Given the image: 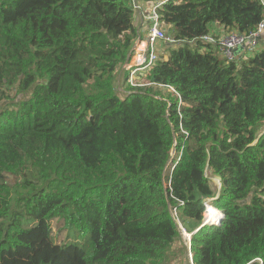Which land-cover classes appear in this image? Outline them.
Listing matches in <instances>:
<instances>
[{
  "label": "trees",
  "instance_id": "obj_1",
  "mask_svg": "<svg viewBox=\"0 0 264 264\" xmlns=\"http://www.w3.org/2000/svg\"><path fill=\"white\" fill-rule=\"evenodd\" d=\"M137 12L0 0V264H264V46L189 43L251 34L264 3L168 0L181 44L122 97ZM207 200L224 218L201 228Z\"/></svg>",
  "mask_w": 264,
  "mask_h": 264
},
{
  "label": "built area",
  "instance_id": "obj_2",
  "mask_svg": "<svg viewBox=\"0 0 264 264\" xmlns=\"http://www.w3.org/2000/svg\"><path fill=\"white\" fill-rule=\"evenodd\" d=\"M165 1L156 2L151 10V12L146 17V20L150 23L149 29L146 33H140L133 47V51L136 53V62L135 64L130 63L131 53L129 55V60L126 63V71L130 72V78L128 79V83L133 87H142L149 86L150 83H145L143 81L138 82L137 84L134 82V77L139 72H147L153 68L156 64L159 56L156 50V46L158 43H162L165 45H180L181 42L175 40L173 37L169 36L160 26V15L159 10L163 7ZM134 7L137 11H139L140 7L136 0H134ZM264 33V21L259 25L258 29L252 32L249 35H241L239 33H231L224 38H214L211 35L204 36L200 39H195L194 41H189L190 45L194 46L196 43L201 42L203 44H210L219 47L222 52L226 55V57L230 59H234V50L248 47L250 51H255L260 43L261 36ZM124 67V66H123ZM122 67V69H123ZM124 72H122L123 74ZM124 77V76H122ZM121 80V79H120ZM212 208V207H211ZM210 207L206 206V215L209 211ZM223 214L220 213L216 222L207 223L204 221L205 226H213L220 222L223 218ZM204 218V219H205ZM186 231L184 228H182Z\"/></svg>",
  "mask_w": 264,
  "mask_h": 264
},
{
  "label": "crops",
  "instance_id": "obj_3",
  "mask_svg": "<svg viewBox=\"0 0 264 264\" xmlns=\"http://www.w3.org/2000/svg\"><path fill=\"white\" fill-rule=\"evenodd\" d=\"M140 9L139 11L137 12L136 14V23L137 25L139 26V30L140 33H146L149 29V26H150V23L146 20V17L148 16V14L151 12L154 4L156 2H159L160 0H136ZM161 1H165V0H161ZM212 32L214 33L213 35L214 36H222L221 38H224L226 36H228L229 34L231 33H235L234 31L232 32H228L227 30H225L223 28V26H220V25H217V24H214L212 25ZM212 37V35H211ZM260 44L262 45V47L264 46V33L262 35V39L260 41ZM165 48H171L172 46H169V45H165V44H162ZM160 46V45H159ZM157 47L156 46V50H157V53L162 56L163 53H164V50L161 51L160 47ZM166 54V53H165ZM234 56L235 58L238 60V59H241L242 57L245 56V52H243L242 49H238L235 53H234ZM142 73H145V72H142ZM191 227H192V230H195V223L192 222L191 224H189ZM195 228V229H194ZM191 234V233H190Z\"/></svg>",
  "mask_w": 264,
  "mask_h": 264
},
{
  "label": "rangeland",
  "instance_id": "obj_4",
  "mask_svg": "<svg viewBox=\"0 0 264 264\" xmlns=\"http://www.w3.org/2000/svg\"><path fill=\"white\" fill-rule=\"evenodd\" d=\"M214 33L212 32V27H211V32H210V35H212L214 38H217V39H220L222 36H219V35H217V36H214L213 35ZM160 45V46H159ZM160 47V49H161V51H163L164 49V53H163V57H165V58H167V56H168V54H169V51L171 50V49H169V48H165L163 45H162V43H158L157 44V47ZM261 49V47H257V49H256V51H259ZM166 53V54H165ZM135 52L132 50V52H131V57L130 58H132V59H130V63L133 65V64H135V62H136V57H135ZM158 56H159V54H158ZM124 67H123V69L121 70V72H120V74H119V78H118V80L120 81V79H121V87H120V96H122V97H124V96H126L128 93H125L124 91H123V85H124V83H125V77H122L123 76V74H122V72H124V71H126V66H127V64H125V65H123ZM127 72V71H126ZM262 130L264 131V126H263V128H262ZM262 131V132H263ZM176 157H177V152L176 151H174L173 153H172V160H175L176 159ZM212 180H214V183H216L215 181H217V180H215V179H212ZM216 186L218 187V184L216 183ZM210 209H214L213 207L212 208H210ZM213 213L214 214H212L211 216H210V218L208 219V213H207V215H206V217H207V219H206V222H208V223H214V222H216V220H217V218H218V216L220 215V212H218L216 209H214V211H213ZM204 218H205V216H204ZM188 228L190 229V230H192V227L190 226V225H188ZM182 231V233H181V236H182V239H183V243L185 244V245H187V246H189L190 247V240L191 239H189L188 237H187V235H190V233H188L189 231H187L186 230V232L185 231H183V230H181ZM198 231V229L196 228L195 230H194V232H197ZM187 252L189 253V250H187ZM192 255V254H191Z\"/></svg>",
  "mask_w": 264,
  "mask_h": 264
},
{
  "label": "water",
  "instance_id": "obj_5",
  "mask_svg": "<svg viewBox=\"0 0 264 264\" xmlns=\"http://www.w3.org/2000/svg\"><path fill=\"white\" fill-rule=\"evenodd\" d=\"M262 2L264 3V0H262ZM238 49H236V50H234V53L237 51ZM217 180L218 181H221V178H219V177H217ZM206 206H209L210 208L212 207V206H210V200H207L206 201ZM223 218H224V216H223ZM223 218L220 220V222L223 220ZM204 221H206V218L204 219ZM204 221H203V225H202V227L201 228H203L204 226H205V223H204ZM219 222V223H220ZM178 225V224H177ZM178 228H179V230H180V233H182V231L181 230H183L182 229V227L180 226V225H178ZM184 231V230H183ZM186 232V231H185ZM196 232H194V233H192V234H190V235H187V237L189 238V239H191V236L193 235V234H195ZM187 246V245H186ZM189 247V246H188ZM188 250H189V253H188V259H189V263L190 264H193V256L191 255V252H190V248H188Z\"/></svg>",
  "mask_w": 264,
  "mask_h": 264
},
{
  "label": "bare ground",
  "instance_id": "obj_6",
  "mask_svg": "<svg viewBox=\"0 0 264 264\" xmlns=\"http://www.w3.org/2000/svg\"><path fill=\"white\" fill-rule=\"evenodd\" d=\"M213 211H214V209H209V211H208V219L210 218V216H211L212 214H214ZM207 223H208V222H207Z\"/></svg>",
  "mask_w": 264,
  "mask_h": 264
}]
</instances>
